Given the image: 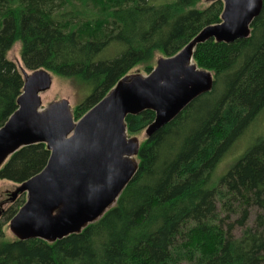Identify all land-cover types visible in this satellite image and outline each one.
Segmentation results:
<instances>
[{
    "label": "trees",
    "instance_id": "1",
    "mask_svg": "<svg viewBox=\"0 0 264 264\" xmlns=\"http://www.w3.org/2000/svg\"><path fill=\"white\" fill-rule=\"evenodd\" d=\"M0 0V128L17 109L23 78L7 54L21 44L22 64L73 81L85 97L78 121L136 67L149 74L157 55L172 57L206 26L221 22L216 0ZM193 63L213 74L211 92L139 144L138 169L116 204L79 234L54 243L5 240L23 194L2 211L0 264H264V137L218 180L232 145L264 111V0L246 39L196 46ZM127 116L128 136L153 121ZM49 151L24 147L0 169L21 184L43 170ZM217 203L220 210H217ZM255 209L253 226L246 227ZM224 220L243 228L231 235Z\"/></svg>",
    "mask_w": 264,
    "mask_h": 264
},
{
    "label": "water",
    "instance_id": "2",
    "mask_svg": "<svg viewBox=\"0 0 264 264\" xmlns=\"http://www.w3.org/2000/svg\"><path fill=\"white\" fill-rule=\"evenodd\" d=\"M210 2L216 0H208ZM221 22L203 28L181 51L160 57L147 75L122 77L78 121L65 100L42 108L52 84L44 69L23 76L17 109L0 128V169L20 149L43 144L49 151L41 172L10 195L25 201L9 221L19 241L54 243L100 220L135 176L139 141L127 134V116L154 113L147 138L173 121L190 103L211 92L213 74L193 63L199 44H231L250 35L263 0H219Z\"/></svg>",
    "mask_w": 264,
    "mask_h": 264
},
{
    "label": "rangeland",
    "instance_id": "3",
    "mask_svg": "<svg viewBox=\"0 0 264 264\" xmlns=\"http://www.w3.org/2000/svg\"><path fill=\"white\" fill-rule=\"evenodd\" d=\"M174 0H153V4L161 5L168 2H172ZM208 0H202V2L198 5L201 8H204L208 4ZM20 50L21 44L18 42L16 43L11 50L7 54V59L13 62L18 70V72L22 75L24 74L29 75L31 71L27 70L24 65L22 64L21 57H20ZM161 56L157 55L154 61V67L156 64L157 59ZM153 67V68H154ZM133 74H140L146 75L142 72L141 67L133 68L128 75ZM52 84L50 89L41 95L42 101V108H46L48 105L65 100L69 103L71 109L75 108L78 104L82 102L85 97L84 90L77 86L73 81L60 78L51 74ZM135 137L139 143H142L146 140L147 136L145 131H142L139 135L132 136ZM260 137H264V111L257 117L255 122L251 125V127L238 139L232 147L228 150V152L224 155L221 161L218 163L215 172L214 178L218 180L223 176L229 168L242 156ZM19 184H15L9 181L0 180V223L3 222L2 219V211L8 207L10 202V195L16 190ZM24 198L25 195L23 194ZM217 210H220V204L217 203ZM256 210L253 209L250 211V216L246 222V227L253 226V218ZM219 216L223 218L222 228L227 230L228 226L233 225L234 221L236 220L237 216H231L229 219L224 220V213H220ZM243 228L238 226H231V235L235 238L240 237ZM2 232L4 233L5 240L13 241L14 236L9 230V222L7 224H3ZM16 239V238H15ZM186 264V263H183Z\"/></svg>",
    "mask_w": 264,
    "mask_h": 264
}]
</instances>
